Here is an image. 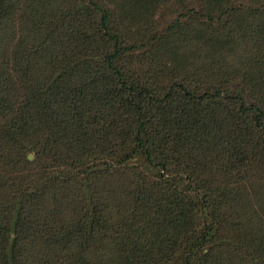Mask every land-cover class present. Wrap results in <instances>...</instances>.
<instances>
[{"label": "trees", "instance_id": "obj_1", "mask_svg": "<svg viewBox=\"0 0 264 264\" xmlns=\"http://www.w3.org/2000/svg\"><path fill=\"white\" fill-rule=\"evenodd\" d=\"M0 264H264V0H0Z\"/></svg>", "mask_w": 264, "mask_h": 264}, {"label": "rangeland", "instance_id": "obj_2", "mask_svg": "<svg viewBox=\"0 0 264 264\" xmlns=\"http://www.w3.org/2000/svg\"><path fill=\"white\" fill-rule=\"evenodd\" d=\"M170 13V10L164 9L162 11V13H160L157 17V21H158V27L161 29L165 24L166 21L170 18V16L168 15ZM164 17H168V18H164Z\"/></svg>", "mask_w": 264, "mask_h": 264}, {"label": "water", "instance_id": "obj_3", "mask_svg": "<svg viewBox=\"0 0 264 264\" xmlns=\"http://www.w3.org/2000/svg\"><path fill=\"white\" fill-rule=\"evenodd\" d=\"M29 158H31V156H29Z\"/></svg>", "mask_w": 264, "mask_h": 264}]
</instances>
